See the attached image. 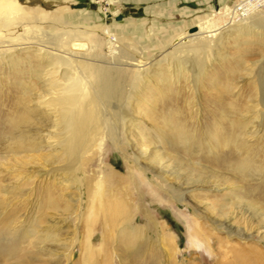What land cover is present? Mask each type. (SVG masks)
Masks as SVG:
<instances>
[{
	"label": "rangeland",
	"instance_id": "obj_1",
	"mask_svg": "<svg viewBox=\"0 0 264 264\" xmlns=\"http://www.w3.org/2000/svg\"><path fill=\"white\" fill-rule=\"evenodd\" d=\"M21 1L33 5L32 0ZM39 1L48 9H51L53 1L59 5L68 4L70 7L66 12L74 22H86L99 28H106L108 24L119 40L132 49V46L136 47L132 57L149 61L162 51L163 45L158 44L157 39L167 33L164 28L175 34L181 26L190 27L209 16L214 8L225 3L233 6L239 0H154L151 3L141 0H102L100 3L96 0ZM148 5L153 6L149 12ZM182 8L190 10V13L177 15ZM105 11L110 13L107 17ZM211 25L221 27L222 18H215ZM38 29L36 34L41 39L57 31L48 22L40 24ZM190 57L192 60H189L187 68H192V61L195 69L187 71L186 77H179V80H174L171 72L169 76L173 86L170 89L164 88V92L158 94L162 85L157 87L152 82L149 85L152 91L139 93L142 99L136 100L138 94L132 96V93L133 100H128L125 106L131 119L127 122L128 128L124 126L125 136L123 127L120 128L124 141L120 145L109 139L103 141L100 150L85 164L83 172H79L85 182L82 194L65 168L64 158L45 148L35 158H16L0 142V184L6 188L5 193L0 191L4 197L3 204H0V240L8 237L6 227L18 216L26 217L30 223L36 221L40 229H55L59 233L58 242L50 240L37 246L31 245L32 240L21 242L25 250L27 247L22 255L26 257L23 264H87L78 259L82 256L80 247L85 244V235L92 226L103 224L109 227V224H104L105 211L101 201L113 202L118 207L115 215L130 212L134 219L128 222L122 218L108 241L102 232L95 230L98 252L93 264H229L240 256L251 261L250 264H264V105L258 93L259 81L264 76V48L255 43L237 48V44L229 40L219 42V49L212 46L208 54L201 53L196 57L192 54ZM97 58L104 60L108 57ZM204 59L202 69L200 64ZM149 68L153 76V65ZM151 78L157 80L156 75ZM6 87H0L3 100L9 95ZM148 95H154L153 100L157 97L151 110L146 101ZM250 97L258 106L261 105L260 113L255 111L257 108L250 107ZM163 116L167 120L171 118V122L166 126L169 128L161 130ZM179 123L187 128L188 136L197 138L195 145L192 143L191 154L180 146H172L175 138L165 139L168 130ZM228 124H233L237 133L243 131L238 138L241 147L261 163V173L249 181L226 167L224 160L227 154L215 158L202 149L201 145L207 147L210 142L208 137L210 132H214L212 129ZM240 124L242 128L238 126ZM31 133L36 137L34 130ZM158 147L165 150L164 158L156 156ZM227 152L230 154L231 150ZM186 164L193 167L195 175L188 173L184 167ZM110 169L123 178L117 183L109 181L107 172ZM19 172L22 180L16 182L13 175ZM200 173H203L202 180L196 178ZM235 193L239 197H235ZM89 204H94L95 208ZM127 224L139 228L141 235L131 236L127 232L130 227H125ZM122 228L126 230L119 233ZM74 242V247L70 246L75 251L73 261L58 262L59 254ZM54 250L56 255L51 259L48 252ZM7 263L0 244V264Z\"/></svg>",
	"mask_w": 264,
	"mask_h": 264
},
{
	"label": "bare ground",
	"instance_id": "obj_2",
	"mask_svg": "<svg viewBox=\"0 0 264 264\" xmlns=\"http://www.w3.org/2000/svg\"><path fill=\"white\" fill-rule=\"evenodd\" d=\"M26 2L28 4V1ZM53 2L51 9H48L41 5L39 0H32L33 5H27L21 0H0V70L4 69L3 73L0 72V87L9 88L8 97L4 100L0 97V142L5 144L11 155L16 158L19 156L35 158L43 148L64 158L67 164L64 166L77 183L79 194H82L81 189L85 186L84 178L79 176V172L100 150L103 141L109 139L117 145L124 141H122L124 137L120 128L123 127L125 136L124 126L129 120L131 121L125 106L128 100H133L134 94H138L136 100L142 99L139 93L145 94L146 91H152L149 89L152 82L157 87L162 85L158 88V94L164 92L166 88L170 89V86H173L171 76L174 80H179V77L185 76L187 71H192L195 67L191 61L192 68H187L190 66L188 62L192 60L190 57L192 54L195 57L201 53L208 54L209 49H212L214 45L219 49L221 41L233 40L237 48L251 43L260 44L261 48H264V0H239L233 6L225 3L219 8H214L213 13L199 19L195 25L181 26L175 34H170V31L164 28L167 33L157 39L158 44L163 45L162 51L156 53L149 61L132 57L136 47L132 46V49L126 42L119 40L108 24L106 28H99L86 22L76 21V23L66 12L70 7L68 4L59 5L57 1ZM78 9L81 8L78 7ZM186 13H190V10ZM104 14L107 17L110 13L105 11ZM215 18H222L221 27L215 28L211 25ZM46 22L54 25L57 31L41 39L36 33L40 30L39 25ZM105 48L108 49L106 53ZM104 55L108 58L104 60L97 58ZM124 58L128 59L123 60ZM152 60L153 63L149 64ZM152 65L155 69L153 76L156 75L157 80L151 78L153 76L149 67ZM204 65L205 59L202 60L200 67L203 69ZM171 72L173 74L169 76ZM202 72L203 70H200V73ZM146 78L147 80H144ZM138 89L142 91L138 92ZM258 93L259 100L264 105V76L259 81ZM153 96H146V101L150 105L149 110L156 103L157 97L153 100ZM143 99L146 98L143 97ZM249 100L250 107L257 108L255 111L258 113L261 105L258 106L254 98L250 97ZM175 119H172L173 122ZM170 122L171 118L167 120L163 116L161 130L169 126ZM238 126L242 128V124ZM234 128L236 127L233 124H228L216 130L212 129L214 132H210L208 137L210 142L207 147L201 146L205 153L215 158L227 154L224 160L226 167L240 173L243 180L249 181L255 175H259L261 163L241 147L238 138H241L243 131L239 132V135L238 130ZM186 129L179 123L168 130L165 139L175 138L172 140V146H180L191 154L192 143L194 144L197 138L188 136ZM31 130H34L36 137ZM225 149L231 150L230 154ZM164 151L158 147L156 156L164 158V155L162 156ZM185 166L191 176L195 175L190 164ZM19 174L20 172L13 175L14 181L22 180V175L19 176ZM202 174H198L196 178L202 180ZM122 178L112 169L107 172L109 181L117 183ZM154 182L161 187L157 181ZM0 191L2 193L6 191L2 184H0ZM235 197L239 195L235 193ZM3 202L4 197L0 195V204ZM88 206L95 208L94 204ZM101 207L105 211L104 224H109V227L103 224L98 227L92 226L85 235V244H81L80 247L82 256L78 259L84 260L87 264L94 263L98 252L94 241L95 230L102 232L105 241H108L110 233L117 228L122 218L128 222L134 219L130 212L126 214L118 212L115 215L114 211L118 207L113 202L107 204L101 201ZM79 213L82 214V210ZM35 222L30 223L26 217L22 219L18 216L13 223L7 225L8 237L0 240L8 260L7 264H23L26 257L22 255L26 253L27 247L25 246V250L21 242L24 243L26 239L32 240L30 243L34 246L45 244L50 240L55 242L60 240L59 233L54 231L55 229H40V225ZM125 227H130L127 232L134 238L141 235V230L134 225L127 224ZM125 230L126 228H122L117 231L120 233ZM75 244L76 242L69 244V248L59 254L61 258L58 262L73 261ZM70 246L73 247L70 249ZM48 253H51V259L56 255L55 250ZM235 257L237 258V254ZM241 258L242 256L229 264L251 263Z\"/></svg>",
	"mask_w": 264,
	"mask_h": 264
},
{
	"label": "crops",
	"instance_id": "obj_3",
	"mask_svg": "<svg viewBox=\"0 0 264 264\" xmlns=\"http://www.w3.org/2000/svg\"><path fill=\"white\" fill-rule=\"evenodd\" d=\"M130 1V0H129ZM128 1V2H129ZM132 1V0H131ZM134 1H136V0H134ZM137 1H139V0H137ZM142 2H145V3H151V2H154V0H141ZM181 1V0H180ZM183 1V0H182ZM184 1H197V2H201V0H184ZM208 1V0H207ZM212 1V0H211ZM216 1V0H215ZM217 1H219V2H228L229 0H217ZM93 4V3H92ZM151 8H153V6H150V5H148L147 6V10H148V12L150 11V9ZM171 13H170V15H172V11H170ZM179 13L177 14V15H182V16H185L186 14H188V13H186L187 12V9L186 8H182V10H180V11H178Z\"/></svg>",
	"mask_w": 264,
	"mask_h": 264
},
{
	"label": "built area",
	"instance_id": "obj_4",
	"mask_svg": "<svg viewBox=\"0 0 264 264\" xmlns=\"http://www.w3.org/2000/svg\"><path fill=\"white\" fill-rule=\"evenodd\" d=\"M101 1H102V0H96L95 2H96V3H100ZM108 1H109V0H108ZM115 1H116V0H115Z\"/></svg>",
	"mask_w": 264,
	"mask_h": 264
},
{
	"label": "water",
	"instance_id": "obj_5",
	"mask_svg": "<svg viewBox=\"0 0 264 264\" xmlns=\"http://www.w3.org/2000/svg\"><path fill=\"white\" fill-rule=\"evenodd\" d=\"M120 18V17H119Z\"/></svg>",
	"mask_w": 264,
	"mask_h": 264
}]
</instances>
